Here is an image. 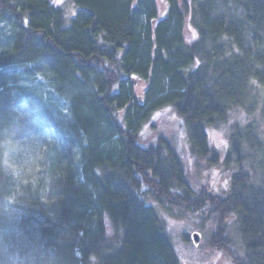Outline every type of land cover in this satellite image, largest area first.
<instances>
[{
	"label": "trees",
	"instance_id": "16d2710c",
	"mask_svg": "<svg viewBox=\"0 0 264 264\" xmlns=\"http://www.w3.org/2000/svg\"><path fill=\"white\" fill-rule=\"evenodd\" d=\"M162 1L0 0V264H180L149 199L264 264V0Z\"/></svg>",
	"mask_w": 264,
	"mask_h": 264
},
{
	"label": "rangeland",
	"instance_id": "374dc122",
	"mask_svg": "<svg viewBox=\"0 0 264 264\" xmlns=\"http://www.w3.org/2000/svg\"><path fill=\"white\" fill-rule=\"evenodd\" d=\"M56 3L62 5L64 7V10L66 11L67 16L73 17L76 13V10L73 7V4L70 2V0H55ZM158 6L162 11L165 10V4L162 0H157ZM197 37L196 32L193 30L192 34H189L188 32V38L193 41ZM46 81L42 78L38 77L35 84H32V89H36L37 92H40L38 94H41L43 92V86L46 85ZM43 85V86H42ZM141 89L139 87L138 94L141 93ZM35 95L37 93L35 92ZM53 99L55 101L58 100V96L53 94ZM45 100V99H44ZM58 108L63 111V115H66L67 107L63 106V104H58ZM161 113L159 112L156 116H154L153 120L158 119V116ZM230 116L231 124H235L237 121L241 122V124H244L245 121V114L244 111H235ZM162 121L158 123L159 127H162ZM230 123V122H229ZM231 127H221L214 132L211 133V141L213 142V145L216 147V149L221 153L222 157L228 153L230 150V140H229V129ZM260 134L259 139L264 143V125L260 126L259 128ZM167 130V129H165ZM187 139L184 134H180V138H178V142L182 145V148L185 149L189 145V141L184 140ZM187 143V145L184 143ZM225 168L218 167L212 170L207 178L206 174H199L197 177L198 182H204L203 180L208 181V183L213 184L216 183L218 187L222 183H225L227 178V173L225 172ZM228 176V175H227ZM217 187V188H218ZM148 202L155 206V209L159 214L164 217V219L167 221L166 227L167 232L169 233L170 240L172 242V245L177 252L179 258H180V264H229L230 261L227 258V256L223 255L220 252H217L213 250L209 243V233L206 230L202 228V225L199 224L198 217H195L191 214H185L183 217H178L176 214L172 212H168L164 207H162L159 204H156L154 200L149 199ZM10 206H7V209L9 211ZM10 214L15 215L17 214L16 211L11 212ZM110 230V226H108ZM33 230L30 229L28 234L32 232ZM111 231V230H110ZM198 234L200 241L195 243L193 240V235ZM187 234L190 237V242H185L184 235ZM207 234V235H206ZM42 256V255H41Z\"/></svg>",
	"mask_w": 264,
	"mask_h": 264
},
{
	"label": "water",
	"instance_id": "95a60500",
	"mask_svg": "<svg viewBox=\"0 0 264 264\" xmlns=\"http://www.w3.org/2000/svg\"><path fill=\"white\" fill-rule=\"evenodd\" d=\"M193 240L195 243L200 241L199 235L197 233L193 235Z\"/></svg>",
	"mask_w": 264,
	"mask_h": 264
}]
</instances>
